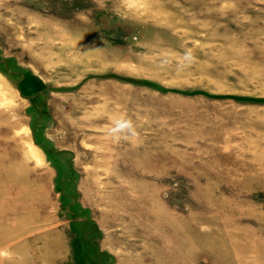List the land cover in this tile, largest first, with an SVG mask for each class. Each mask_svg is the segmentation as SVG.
<instances>
[{
	"label": "rangeland",
	"instance_id": "374dc122",
	"mask_svg": "<svg viewBox=\"0 0 264 264\" xmlns=\"http://www.w3.org/2000/svg\"><path fill=\"white\" fill-rule=\"evenodd\" d=\"M0 264H264V0H0Z\"/></svg>",
	"mask_w": 264,
	"mask_h": 264
},
{
	"label": "bare ground",
	"instance_id": "6f19581e",
	"mask_svg": "<svg viewBox=\"0 0 264 264\" xmlns=\"http://www.w3.org/2000/svg\"><path fill=\"white\" fill-rule=\"evenodd\" d=\"M38 162H39V161H38ZM17 187H18V186H16V188H17ZM14 188H15V186H12V189H14ZM12 189H11V190H12Z\"/></svg>",
	"mask_w": 264,
	"mask_h": 264
}]
</instances>
